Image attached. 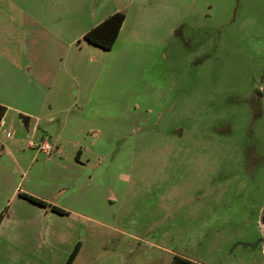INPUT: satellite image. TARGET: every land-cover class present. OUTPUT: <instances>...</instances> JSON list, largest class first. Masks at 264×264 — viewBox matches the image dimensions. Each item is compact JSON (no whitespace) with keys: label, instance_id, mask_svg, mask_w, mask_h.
Wrapping results in <instances>:
<instances>
[{"label":"rangeland","instance_id":"obj_1","mask_svg":"<svg viewBox=\"0 0 264 264\" xmlns=\"http://www.w3.org/2000/svg\"><path fill=\"white\" fill-rule=\"evenodd\" d=\"M13 1L0 0L2 14L12 23L0 26L9 41L3 45L11 49L5 55L18 64L28 61L25 73L30 63L49 65L51 49L55 51L49 36L36 31L33 40H26L20 25L27 10ZM25 1H37L31 7L38 16L56 3ZM83 1L80 15L100 4L120 5L137 28L159 39V47L114 55L116 61L102 76L82 84L86 97L80 106L89 104L93 81L94 87L100 82L98 87L111 93L103 104H115L118 115L115 130L108 132L104 118L97 127L84 113L70 114L85 125L84 164L79 165L86 172L107 173L109 160H117V189L127 191L117 195L109 187L85 193L76 215L83 225L81 246L72 263L177 264L181 257L199 264H264V102L255 96L256 89L264 88V0ZM22 43L28 56L21 52ZM96 50L101 64L111 58L109 51ZM89 54L85 51V59ZM0 81L7 82L0 83L7 130L16 138L17 150L32 154L37 148L25 143L38 138L31 136L17 109L40 102L46 113L49 87L32 74L31 84ZM75 87L68 85L69 104ZM121 109L127 110L122 116ZM0 137L5 138L2 130ZM71 150L67 159L75 161L80 149ZM97 182L90 177L89 185Z\"/></svg>","mask_w":264,"mask_h":264},{"label":"crops","instance_id":"obj_2","mask_svg":"<svg viewBox=\"0 0 264 264\" xmlns=\"http://www.w3.org/2000/svg\"><path fill=\"white\" fill-rule=\"evenodd\" d=\"M2 1L10 2V0ZM51 1H56V3L45 8L46 15L43 16L35 14L31 7L37 1L33 3L25 0L13 1L19 8L27 10L22 16L20 25L21 32L29 36V39L24 37L26 40H33L35 36L33 33L36 31H42L49 36L55 48V51L51 49L53 60L49 65L40 64L37 67L30 63L31 66L28 67L30 71L25 73V67L29 62L25 60L23 64H18L7 58L5 54H9L11 49L3 45V42L8 40H6V35H2L0 31V79L6 78L7 81L20 82L19 85L22 81L31 84L32 74L36 75L44 86L48 85L50 90L46 113H44L45 104L40 102L34 108L17 109L21 112L20 118L27 130L32 131L31 136L38 138L34 140L35 142L29 139L25 144L29 149H35L33 144L49 133V140L54 146V150L49 154L40 150L32 154H29L26 149L17 150L16 138L13 135L6 136L7 108L5 107L6 110L0 122V130L5 136V138L0 137V212L6 207L7 212L0 222V264H64L74 246L77 243L80 244L83 225L77 219L79 216L76 215H80V209L85 204V193L93 188L101 192L109 187H113L117 195L127 191V187L117 189L121 187L117 186L115 168L117 160H109L111 167L107 173H101L98 169L86 172L79 165V163L84 164L81 160V144L84 140L85 125L83 120L70 114L72 112L84 113L90 118L87 122L97 127L99 118H104L105 130L108 132L115 130L116 127L112 124L118 115L117 106L112 103L103 104L111 93L107 88L98 87L100 82L94 87L93 81V87L87 93L89 104L82 107L78 104L80 99L83 100L86 97L82 95L84 89L82 84L89 85L90 79L92 80L97 75L102 76L109 62L116 61L114 55L117 58L118 54L125 55L133 48L147 47L148 50H155L159 47V39L154 38L151 32L137 28L132 17L125 13L118 37L112 48L107 50L111 58L101 64L98 59L100 54L96 50L99 48L85 41L81 42L82 36L108 15L122 11L123 7L105 3L100 4L98 10L92 11L91 9L88 13L80 15L81 11L77 9L85 6L83 0ZM2 13L0 9V26L7 24L11 27L12 23H9ZM16 27L19 28V25ZM85 51L90 52L88 59H85ZM21 52L22 54L27 52L26 56L30 54L25 43H22ZM4 82L7 83L0 81L1 84ZM68 85L79 86V88L75 87V92L72 94L74 96L72 104L68 103L70 99ZM19 89L20 87L15 93ZM15 93L13 96L16 95ZM123 112L126 113L127 110L121 109V116ZM62 115L63 119H61ZM22 116L25 117V121ZM70 117L75 118L71 120ZM55 123L58 124L56 128H54ZM40 124L45 132L42 135L38 134ZM110 142L112 141H108ZM73 148L80 149L77 151L75 161L67 159L69 158L67 154H70ZM40 153L45 156L39 158ZM94 162L98 168L99 159ZM90 177H96L101 183L89 185ZM22 194L31 195L50 205L62 208L66 213H58L48 206L25 198ZM100 198L104 200L103 195H100Z\"/></svg>","mask_w":264,"mask_h":264},{"label":"trees","instance_id":"obj_3","mask_svg":"<svg viewBox=\"0 0 264 264\" xmlns=\"http://www.w3.org/2000/svg\"><path fill=\"white\" fill-rule=\"evenodd\" d=\"M124 19H125V13L122 11H116L108 15L101 22H99L98 24L90 28L88 31H86L82 36V39L87 43L95 45L103 50H110L118 37V33L124 22ZM258 92L261 93L259 90ZM5 110H6L5 106L0 104V122L5 113ZM22 119L25 121V117L22 116ZM22 195L25 198L35 203L48 206L49 208H51L52 210L58 213H66V211L63 210L62 208H59L55 205H50L45 201H42L36 197H33L28 194H22ZM6 212H7V207L4 210H2V212H0V222L3 219ZM263 223H264V212H263ZM78 250H79V244L77 243L72 249L70 255L68 256L64 264H72L74 258L78 253ZM175 260L177 264H199L181 257L176 258Z\"/></svg>","mask_w":264,"mask_h":264},{"label":"built area","instance_id":"obj_4","mask_svg":"<svg viewBox=\"0 0 264 264\" xmlns=\"http://www.w3.org/2000/svg\"><path fill=\"white\" fill-rule=\"evenodd\" d=\"M13 133L11 130L6 131V136L11 137ZM37 150H40L42 152H45L47 154L51 153L53 151V144L47 137L41 138V140L35 144H33Z\"/></svg>","mask_w":264,"mask_h":264},{"label":"flooded vegetation","instance_id":"obj_5","mask_svg":"<svg viewBox=\"0 0 264 264\" xmlns=\"http://www.w3.org/2000/svg\"><path fill=\"white\" fill-rule=\"evenodd\" d=\"M258 90L259 89L255 90V96L264 102V88H263V90H259L261 93H259Z\"/></svg>","mask_w":264,"mask_h":264},{"label":"water","instance_id":"obj_6","mask_svg":"<svg viewBox=\"0 0 264 264\" xmlns=\"http://www.w3.org/2000/svg\"><path fill=\"white\" fill-rule=\"evenodd\" d=\"M264 211V209H263ZM261 224L263 225V234H262V244H263V251H264V223H263V212L261 215Z\"/></svg>","mask_w":264,"mask_h":264}]
</instances>
